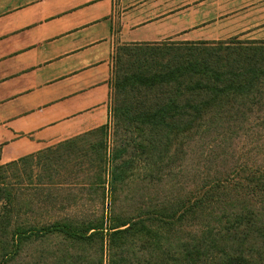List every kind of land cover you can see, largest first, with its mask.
<instances>
[{"label":"trees","instance_id":"1","mask_svg":"<svg viewBox=\"0 0 264 264\" xmlns=\"http://www.w3.org/2000/svg\"><path fill=\"white\" fill-rule=\"evenodd\" d=\"M110 89L106 124L0 165V264H264V41L118 46ZM199 143L189 186L118 212L133 161L170 183Z\"/></svg>","mask_w":264,"mask_h":264},{"label":"crops","instance_id":"2","mask_svg":"<svg viewBox=\"0 0 264 264\" xmlns=\"http://www.w3.org/2000/svg\"><path fill=\"white\" fill-rule=\"evenodd\" d=\"M262 6L263 0H0V165L107 123L118 46L223 41L210 34L255 20ZM252 28L264 30V21L242 32Z\"/></svg>","mask_w":264,"mask_h":264},{"label":"rangeland","instance_id":"3","mask_svg":"<svg viewBox=\"0 0 264 264\" xmlns=\"http://www.w3.org/2000/svg\"><path fill=\"white\" fill-rule=\"evenodd\" d=\"M264 1V0H263ZM258 10H261L260 13H256L253 15L255 20H251V17H248L246 20H242L238 23L230 24V27L225 29L216 30L215 33H211L210 36L214 37H222L224 40H229L231 38H237L241 41H264V30H259L260 28H252L248 29L244 32L246 28H250L251 26H255L264 21V6L259 7ZM258 15H262V19H258ZM256 31V32H255ZM242 32V33H240ZM255 32V33H252ZM238 34V35H237ZM176 43L173 41L169 42H161L159 44H169ZM214 135H211L212 138ZM200 143L192 146L190 153L186 158V162L182 166L181 174L177 175L173 180L169 183V160L165 163V165L159 164V172L152 167V172L154 175L152 177H144L146 175L145 170H147V166L141 163H134L130 168L128 173V177L125 180L119 182V189L117 193L116 200V209L125 213H133L134 208L137 205L143 203H169V188L172 184H174L175 179L182 180L185 186H189L190 181H188V174H190L191 170L195 171L196 168L203 167V160L200 157ZM127 155L124 158H129ZM164 170L165 172H163ZM163 173V174H162ZM93 200H96V196L91 197ZM106 207L109 209L110 207V198L106 196Z\"/></svg>","mask_w":264,"mask_h":264}]
</instances>
